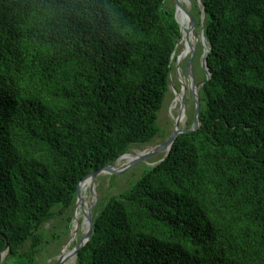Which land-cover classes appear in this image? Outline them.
<instances>
[{"label": "trees", "instance_id": "1", "mask_svg": "<svg viewBox=\"0 0 264 264\" xmlns=\"http://www.w3.org/2000/svg\"><path fill=\"white\" fill-rule=\"evenodd\" d=\"M203 2L201 125L98 202L75 264H264V0ZM175 9L0 0V264H42V227L66 214L69 229L80 180L161 134L189 36Z\"/></svg>", "mask_w": 264, "mask_h": 264}, {"label": "rangeland", "instance_id": "2", "mask_svg": "<svg viewBox=\"0 0 264 264\" xmlns=\"http://www.w3.org/2000/svg\"><path fill=\"white\" fill-rule=\"evenodd\" d=\"M174 1L175 0H169V3L174 4L175 3ZM182 2L184 3L185 0H183ZM190 3H191L190 7L192 8L193 7L192 2L190 1ZM182 12H183V9L180 8V13H182ZM193 15L195 16V18L197 20L196 14H193ZM187 16L188 15L186 14L184 18H186L187 21L190 23V18H188L189 16L188 17ZM198 32H199V26H197V33ZM189 36H190V34H189ZM189 36L187 37L186 40L181 42V44L177 47V52L174 55L173 63H172L174 69L172 71L171 83H170V87H171V84L173 83L172 85L177 88L178 93L181 90H184V89L186 90V115H187V120H186L187 122L185 123L186 127L190 126L189 120L193 119L194 109H195V101H194V98L191 95V91L189 89V82H188L189 78L185 74V66H186V63H187L190 55L188 57H186L184 60H182L181 62L179 60V55L183 51L184 47L187 46ZM206 46H207L206 43H205V46H202V41L199 38V42L196 45V47H197L196 55L194 57V61L192 64L193 72L196 75V82H199L203 79L202 78L203 73L205 72L201 66V56L203 54V51L206 50ZM181 74L185 78L184 82H183V78H182ZM186 82H187V85H186ZM172 87L170 88V91L167 93L165 100H164V103H163V106L159 112L158 123L160 125L162 135L160 134L154 141H152L148 144L133 146L128 153L138 151V150H143V149H145L149 146H152V145L153 146L158 145V144L164 142L170 136V134L172 133V131L174 129V123H175L173 115L171 113V108H172V105L177 98V95H178V93L177 94L174 93V90ZM176 110L180 111V104L179 103L176 106ZM152 158H149L148 160H151ZM145 166H149V165H147L146 162H139V163H137L133 166H130L126 169H122V172H120L118 174H112V175L106 174V175L100 176L96 182L97 183L96 191H97V194L99 197V201L103 200V198L106 195L116 194L121 189L126 187L131 180L137 178L140 175L142 169ZM83 196H84V193H80L78 203L76 202L75 207H74L73 218L76 216L75 214L78 212V210L80 209V207L82 205ZM66 216L67 215L65 214L64 217L55 218L53 220L46 222L43 225L42 229H43L44 233L46 234V236L48 237L49 243L46 245L44 251L42 252L40 257L38 258L42 264H55L56 261L58 260L59 256L61 254H63L65 249L67 247L72 249L75 246V244H77V242L83 236V234H81L82 236L80 235L79 238L75 240V242L71 243V239H72V235H73L72 222L70 223L69 229H67L66 228V222L67 221L64 219ZM55 234L58 235V237L56 239H54ZM68 259H70V257H68Z\"/></svg>", "mask_w": 264, "mask_h": 264}, {"label": "water", "instance_id": "3", "mask_svg": "<svg viewBox=\"0 0 264 264\" xmlns=\"http://www.w3.org/2000/svg\"><path fill=\"white\" fill-rule=\"evenodd\" d=\"M191 0H185V2H180L178 0H175V18L177 20V22L180 25L181 28V34L183 35V28L179 22V20L177 19V10L179 8L183 9L184 12H186V14L189 16L190 18V25L188 26L189 30H193V32L196 34V36H198L200 38V40L202 41V46H204V41L206 38L205 36V23H206V11H205V7H204V2L203 0H197L198 5L201 7V19H200V25H199V32L197 33V20L195 18V16L193 15V13L191 12V7H188V3H190ZM182 39V37H181ZM181 39L178 41L177 43V47L179 46ZM196 46H191V50H190V57L186 63L185 66V74L188 76L189 78V89L191 91V95L194 98L195 101V109H194V116H193V123L192 125L188 128L186 127V125H183L182 127H180L177 122L175 121L174 123V129L172 131V133L170 134V136L162 143L158 144L156 149L145 153V154H141L139 156H137L134 160H132L128 165L124 166L123 168H115L114 165L116 163V161L118 160V158L122 155H120L113 163L105 165L104 167L94 170L92 172H90L88 175H86L83 179L80 180V182L78 183L77 186V200L76 202L78 203L79 197H80V183L86 179V178H90L91 179V187H90V192L95 195V199L94 201L91 203L90 207L88 210H86L84 212V221L87 223L88 229L84 232L82 238L77 242V244H75V246L71 249V252L69 254L68 257H74L75 258V263H76V259H77V255L78 252L81 248H83L91 239L92 233H93V228H94V209L97 206L98 202H99V197L97 194V191L95 189V185L97 180L99 179L100 176H102L103 174H118L120 172H122V169H126L130 166H133L139 162H146L149 158H151L154 154L160 152V151H164L165 153L164 155L156 162L153 163L151 166H154L155 164L163 161L165 158H167V156L170 154V150L173 146V143L175 141V139L182 133H188V132H193L195 130H197L200 125H201V120L199 118V113H200V88L204 85V83L210 79L211 77V71L209 69L208 66V62H207V56L208 53L211 50V46L208 47L207 51H203V54L201 56V66L205 71L206 74V78L202 79L199 82H196V75L193 72L192 69V64L194 61V57L196 55ZM175 55V52L173 53L171 60H173ZM179 75V74H178ZM173 84V83H172ZM171 84V87L173 86ZM170 87V88H171ZM174 90V93L177 94L178 90L175 86L172 87ZM185 89L182 92L181 97H179V104H180V108L184 109L186 106V94H185ZM129 152V151H128ZM126 152V153H128ZM124 153V154H126ZM76 215V214H75ZM75 218V217H74ZM73 218V219H74ZM9 244H6V247L4 249V251L2 252V259H4V257L8 254L9 252ZM65 259L63 254H61L58 258V260L56 261L55 264H63L65 262Z\"/></svg>", "mask_w": 264, "mask_h": 264}, {"label": "bare ground", "instance_id": "4", "mask_svg": "<svg viewBox=\"0 0 264 264\" xmlns=\"http://www.w3.org/2000/svg\"><path fill=\"white\" fill-rule=\"evenodd\" d=\"M178 1L182 2L183 0H178ZM190 4L191 3L187 4L188 7L191 6ZM185 15H186V12H184V10L182 13H180V8L177 10V19L179 20L180 24L184 28L189 30L188 26L190 25V23L187 21L186 18H184ZM189 34H190V36L188 38V44H187V46L184 47L183 51L179 55L180 62L190 55L191 46H196L197 43L199 42V37L196 36V34L193 32V30H189ZM203 41H204V46H205V43L208 45V47L210 46L207 39H205ZM205 51H207V49ZM181 76H182L183 82H184L185 78L182 74H181ZM186 85H187V82H186ZM182 92H183V90L179 91L177 98H176V100L173 103L172 108H171V113L173 115L174 121H176L180 127L185 125V123L187 122L186 121L187 120L186 106L184 109L180 108V111L176 110V106L179 103V97H181ZM185 94H186V91H185ZM156 147H157V145H155V146L152 145V146H149L143 150H138V151H134V152L124 154L118 161H116L114 167L115 168H122V167L128 165L137 156L151 152V151L155 150ZM164 153H165V150L154 154L152 156L154 159L151 157L152 158L151 160H147V165L151 166L153 163H156L164 155ZM107 175H110V174H107ZM96 186H97V183L95 185V189H96ZM90 187H91V179L89 178L83 187V189L85 188L84 191L82 189V191L84 193L82 205H81L80 209L78 210V212L76 213L74 220L72 221L73 235H72L71 243L75 242V240L78 239L81 234H84V232L88 229L87 223L84 221V212L89 209L91 203L95 199V195H93L89 190ZM70 252H71V249L69 247H67L65 249V251L63 252V256H64V258H66L65 262L63 264H74L75 263L74 257H70V259H68Z\"/></svg>", "mask_w": 264, "mask_h": 264}]
</instances>
